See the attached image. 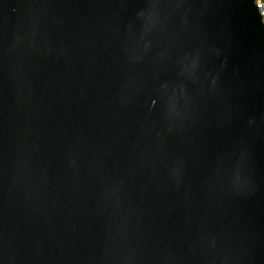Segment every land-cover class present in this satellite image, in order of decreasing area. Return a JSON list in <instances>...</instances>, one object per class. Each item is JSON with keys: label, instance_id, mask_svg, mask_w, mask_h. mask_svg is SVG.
Listing matches in <instances>:
<instances>
[{"label": "water", "instance_id": "95a60500", "mask_svg": "<svg viewBox=\"0 0 264 264\" xmlns=\"http://www.w3.org/2000/svg\"><path fill=\"white\" fill-rule=\"evenodd\" d=\"M0 264H264L256 0H0Z\"/></svg>", "mask_w": 264, "mask_h": 264}, {"label": "built area", "instance_id": "2783aa9c", "mask_svg": "<svg viewBox=\"0 0 264 264\" xmlns=\"http://www.w3.org/2000/svg\"><path fill=\"white\" fill-rule=\"evenodd\" d=\"M256 5L261 13L263 23H264V0H256Z\"/></svg>", "mask_w": 264, "mask_h": 264}]
</instances>
